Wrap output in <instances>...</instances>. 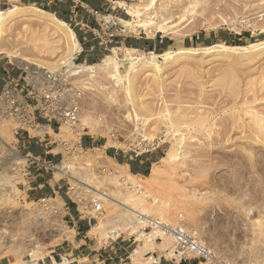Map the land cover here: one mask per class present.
<instances>
[{"label":"rangeland","instance_id":"374dc122","mask_svg":"<svg viewBox=\"0 0 264 264\" xmlns=\"http://www.w3.org/2000/svg\"><path fill=\"white\" fill-rule=\"evenodd\" d=\"M63 1L59 8L34 6L77 32L83 51L73 56L75 65L99 64L107 55L122 58L124 47L136 49L134 41L142 47L133 55L148 58L157 38L164 48L155 55L173 53L167 60L154 58L159 71L146 66L129 85L123 75L127 65L72 73L80 92L82 141L76 145L75 136L61 127L57 137L72 149L63 152L62 160L47 156L55 166L52 173L32 171L28 179L22 172L14 174L7 165L21 160L12 156L11 149L17 150L13 124L0 127V159L6 167L0 173V264H48L50 251L57 252L74 233L66 206L92 217L90 235L98 246L126 237L134 240L130 252L172 257L171 237L143 230L142 221L134 217L137 224L136 215L127 211L130 207L182 226L227 263L264 264V0ZM123 4L139 8V17L128 14ZM25 5L33 3L0 0L2 11ZM70 10L89 28L79 30L81 24L68 22ZM105 21L114 38H107ZM121 21H131V30ZM253 44L259 47L249 48ZM204 46L211 50L203 51ZM180 47L190 50L176 54ZM7 53L26 61L20 65ZM68 55L64 38L38 18L6 20L0 66L11 75L32 66L63 68ZM101 144L110 148L105 151ZM173 147L179 156L162 160ZM52 150L60 148L53 145ZM110 154L119 160L109 159ZM125 161L137 166L128 170ZM62 162L71 166L67 175L58 171ZM38 174L47 183L26 190L27 181ZM99 193L114 201L99 200ZM93 201L100 204L99 211ZM143 264H151L150 259Z\"/></svg>","mask_w":264,"mask_h":264},{"label":"built area","instance_id":"2783aa9c","mask_svg":"<svg viewBox=\"0 0 264 264\" xmlns=\"http://www.w3.org/2000/svg\"><path fill=\"white\" fill-rule=\"evenodd\" d=\"M97 15L96 12H94ZM107 38L116 36L112 26L105 21ZM101 44V43H100ZM80 52L77 54L79 56ZM154 54V51L147 52ZM163 53L156 54V60H164ZM15 75H9L0 89V127L6 122L13 124L12 131L16 141L17 150L12 151V156L20 158L18 164L15 161L8 164L12 172H22L25 179L32 171L47 175L54 171L55 166L51 160L33 155L25 149L26 143H34L42 147L47 154L63 159V152L68 154L71 149L67 141L57 137L60 129L65 126L75 136L76 145H80L79 115V90L73 83V75L66 68L48 70L37 66L18 69ZM83 131V129H82ZM51 133L55 135L52 136ZM112 140L117 139L115 133L110 134ZM60 148L52 153V146ZM144 146H147L144 144ZM142 145V147H144ZM12 156H9L12 157ZM138 155H135L137 157ZM8 158V157H7ZM8 158V159H9ZM132 157H129L131 159ZM4 157L0 159V173L4 170ZM23 163V166L22 164ZM24 186V185H23ZM42 198L40 201H44ZM96 211L100 210L98 201H93ZM143 230L152 229L157 233L171 237L173 241L172 256L180 259L194 258L202 264H230L220 257L196 237L189 235L182 226L172 225L160 219L143 217ZM56 262L50 264H71L70 257L66 253L57 255ZM162 253L150 256L151 264H160ZM28 264H33L29 262ZM37 264H39L37 262ZM40 264H45L41 261Z\"/></svg>","mask_w":264,"mask_h":264},{"label":"crops","instance_id":"0c3cea01","mask_svg":"<svg viewBox=\"0 0 264 264\" xmlns=\"http://www.w3.org/2000/svg\"><path fill=\"white\" fill-rule=\"evenodd\" d=\"M20 2L26 1L28 3L32 2L33 4H53L56 7H64L62 2L63 0H19ZM75 7V6H74ZM78 13L74 10H70L69 13L66 15V20L68 22H75V26L81 24L78 20ZM56 17V16H55ZM65 22V21H64ZM66 23V22H65ZM83 28H89L88 24H81L82 30ZM76 35V39L79 41V37L77 38V32H74ZM83 39V37H82ZM134 46L136 50L142 47L140 42L134 41ZM84 44V43H83ZM152 50L161 51L164 48L163 41L160 38H157L156 41L152 42ZM134 49V48H132ZM83 51V48L81 47ZM150 51V49H148ZM140 51V50H139ZM11 72L6 70L4 67L0 66V89L5 81V79L10 75ZM14 73L13 75H15ZM100 147H103L105 151H107L110 147H106V144H101ZM25 149L32 153L33 155L39 156L41 158L47 159L49 154L46 151L34 143H26ZM40 151V152H39ZM109 159L118 161L119 159L114 154H110L108 156ZM139 162V160H137ZM141 162V161H140ZM125 166H127L128 170L134 169L137 166V163L125 161ZM138 173V172H137ZM140 173V172H139ZM138 173V174H139ZM44 178V179H40ZM28 179V178H27ZM29 186L26 190H37L41 189L46 182L45 176L42 174H38L33 178L31 182L27 181ZM57 189H60L58 187ZM65 214L67 216V222L72 224L73 236L70 241H68L64 246L55 250H51L50 254L48 255L47 263L50 264L51 262L57 261V254L58 253H66L67 256L70 257L71 264H143V262L147 259H150V256L153 254L159 255L155 251H140L138 252L137 249L132 250L130 252L129 247L133 244L130 238L126 237H119L120 239H115L109 242L106 245L98 246V243L95 241V238L90 235L91 232V224H92V217L87 214L80 213L79 209L75 206L68 207L66 206ZM143 249V248H142ZM137 250V252H135ZM150 253V256L146 257ZM53 254V255H52ZM160 264H202L198 260L194 258H187V259H180L178 257H162Z\"/></svg>","mask_w":264,"mask_h":264},{"label":"bare ground","instance_id":"6f19581e","mask_svg":"<svg viewBox=\"0 0 264 264\" xmlns=\"http://www.w3.org/2000/svg\"><path fill=\"white\" fill-rule=\"evenodd\" d=\"M123 5H124V8L126 9L128 14H130L133 17H139V15H140L139 8H133V7L128 6V5L125 6V4H123ZM13 7L14 8L7 10V11L0 10V34H2L5 31L6 20L8 18H18V17L38 18V20H40L41 23H43L47 28H49L53 33H55L58 37L64 38V40L66 41L67 47L69 49V55H68V58H66L63 61L62 67L68 68L71 71V73H74V74H79V73L81 74V73H86V72L87 73H93L95 71V69H97L98 67H102L103 69L106 70V68H108L110 66L111 67L113 66L112 69L113 68L116 69V68L122 67L123 65H127V68L125 69V73L123 75H124V80L126 82V85H129L130 84L129 82L131 81V79L136 78V76H137L136 74H138L136 72L138 70H140L142 68H146V66L153 68L152 70H154V72L155 71L158 72L159 71L158 69H160L154 60V58L156 59L155 54H152L148 58H144V57L142 58V57L133 55V53L135 54V52H140L139 50L127 48V47H124V49H122L123 51L125 50V53L123 52L124 55L122 58H118V56H116V55H112V56L107 55V56H105V58L102 59V61L99 64L75 65V63L73 64L71 60L73 59V56L75 54H77L81 51V47L79 45L78 40L76 39V35H75L74 31L67 25V23H65L63 20L55 17L51 13L44 12L43 10L38 9V7H35L34 4L33 5H25V6H22V8H19L20 6L19 7L13 6ZM122 22L124 23V26L129 27V29L132 26L131 21L130 22L129 21H121V23ZM137 25H139V24H137ZM257 47H259V45L253 44L249 48H257ZM223 48L228 49V50H240V49L246 50L247 49L246 47H241V46H224ZM201 49L203 51H209V50H211V47L204 46ZM189 50H190L189 48L180 47V48H178V51L176 54L181 55L184 52H187ZM171 53H173V52H171V50L165 51L163 53L162 57H164L165 60H167ZM7 56L10 58L11 61H15L20 65L26 61L25 59L18 58L16 55H13V53H7ZM176 58H178V57H176ZM260 90H261V88H260ZM81 126L87 127L86 124H83ZM0 140H2V137H0ZM178 151H179L178 149H175L173 147L172 149H170V151H168L166 157L162 158V160L174 159L175 157H177V155L179 156V154H177ZM67 163L68 162H62L59 166L57 165L58 171L61 175H67V173H68L67 170H69V168L71 167ZM96 165L98 166V165H100V163L96 162ZM151 173L156 174V168H152ZM97 196H98L99 200H102L104 202L114 201L113 198H111L110 196L103 194V193H99V194H97ZM127 211H130L134 215L138 216L139 218L136 216H133L132 218L135 217L139 221H143V217H148L147 216L148 214L145 215V214L140 213V212H138V211H136L130 207H127ZM135 218H134V221L136 220ZM138 220H136L135 222H137ZM139 221L137 222V224H139ZM140 223H142V222H140ZM136 229H138V233L140 234V237L141 236L145 237L144 232L140 231L139 228H136ZM134 230H135V228H134ZM147 236H146L147 238L152 237L150 234H148ZM150 240L151 239H149V241Z\"/></svg>","mask_w":264,"mask_h":264}]
</instances>
